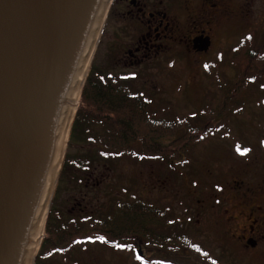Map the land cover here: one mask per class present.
Returning <instances> with one entry per match:
<instances>
[{"label": "flooded vegetation", "instance_id": "af4514ba", "mask_svg": "<svg viewBox=\"0 0 264 264\" xmlns=\"http://www.w3.org/2000/svg\"><path fill=\"white\" fill-rule=\"evenodd\" d=\"M252 5L253 0H112L105 20L106 24L111 15L104 58L117 69L138 68L149 59H241L242 46L255 53L264 49V7L256 20ZM197 41L207 43V49L198 51ZM250 59H263V63L252 62L243 80L256 85L250 90L264 93V58ZM232 68V83H237ZM245 86L219 88L215 106L224 108L228 98V107L234 108V101L243 102ZM260 102L264 109V97ZM254 129L257 139L251 148L241 144L233 148L235 153L237 147L247 150L245 155H235L236 173L229 174L225 183L207 184L193 201L184 225L178 222L176 230L165 233L107 232L106 238L133 241L110 247L100 238L91 239L89 243L101 251L89 255L90 264H264V116L255 120ZM158 211L167 213L165 224L175 225L170 210L158 207ZM70 234L75 237L62 233ZM79 239L65 247L66 241H52L57 247L50 250L49 264L53 255L62 264H79L80 254L71 246L80 244Z\"/></svg>", "mask_w": 264, "mask_h": 264}, {"label": "water", "instance_id": "95a60500", "mask_svg": "<svg viewBox=\"0 0 264 264\" xmlns=\"http://www.w3.org/2000/svg\"><path fill=\"white\" fill-rule=\"evenodd\" d=\"M111 3L0 0V264H34Z\"/></svg>", "mask_w": 264, "mask_h": 264}, {"label": "rangeland", "instance_id": "374dc122", "mask_svg": "<svg viewBox=\"0 0 264 264\" xmlns=\"http://www.w3.org/2000/svg\"><path fill=\"white\" fill-rule=\"evenodd\" d=\"M263 3V0H253L252 19L261 17ZM111 19L110 15L91 64L97 74L136 75L132 86L149 99L150 109L154 112L151 116L155 119L185 116L195 128H214L222 123L225 126L218 132L215 129L207 130L204 139L197 142L186 157L174 160L171 165L173 172L165 171L162 162L143 159L140 151V160L121 158L115 160L112 166L94 164L89 171L78 174L80 179L75 182L71 181V176L63 177L61 181L58 178L50 208L60 209L62 213L79 212L80 209H88L93 213L94 210H110L117 202L140 201L143 204L150 203L157 209L170 210L173 218L169 219H173L175 225L165 224L166 217H160L155 230L159 233L171 232L176 230L177 224L184 225L186 217H191L190 207H194L193 201L202 195L201 190L207 184L225 183L229 174L236 173L232 169L238 164L235 156L237 152L233 148L239 144L247 149L254 145L257 139L254 122L264 116L260 102L264 93L250 90L256 85L244 78L248 90L241 95L243 107L240 113L231 115L226 119L227 122L222 121V116L214 119L211 114L206 115L205 110L208 105L215 106L220 98L221 92L217 85H229L232 82L234 71L230 59H149L138 68H114L109 59L104 58ZM212 131L213 135H208ZM87 147L80 143L69 145L68 138L65 155L79 156ZM117 199L120 200L115 201ZM46 224L41 244L46 241L47 244L34 264L50 263L49 254L54 245L46 232ZM73 238L70 234L63 247ZM73 248L80 254V260L77 257L79 264H90L89 255L98 252L100 246L88 241ZM82 249L86 250V254L82 253ZM53 256L51 263L60 264L59 258Z\"/></svg>", "mask_w": 264, "mask_h": 264}, {"label": "trees", "instance_id": "16d2710c", "mask_svg": "<svg viewBox=\"0 0 264 264\" xmlns=\"http://www.w3.org/2000/svg\"><path fill=\"white\" fill-rule=\"evenodd\" d=\"M254 55L264 58V50L255 53L248 45L242 46L241 59H230L238 82L222 83L217 88H243L246 85L243 76L250 71L252 62L263 63V59H250ZM94 69L92 66L85 80L69 135V145L80 143L88 147L79 156L65 155L59 181L71 176V181L75 182L80 179L78 174L89 171L94 164L112 166L115 160L121 158L140 160V151L143 159L162 162L165 171L173 172L171 165L174 160L186 157L193 146L204 139L207 130L217 131L225 126L222 123L214 128H195L185 116L155 119L151 116L154 112L150 109L149 99L132 86L136 75L97 74ZM227 102L228 98L224 108L208 105L205 114H211L214 119L222 116V121L227 122L226 119L238 115L243 107L241 99L234 101V108L231 109ZM211 133L213 131L208 135ZM149 204L123 201L115 203L110 210H94L93 213L88 209L62 213L60 209L51 207L46 232L54 243L68 240V236L62 233H72L74 238H80L79 243L100 238L105 245L117 247L122 241L132 242L133 239L106 238L105 233L153 232L158 218L167 214ZM73 239L71 242L75 241ZM46 244L47 241L41 244L38 256ZM53 245L51 248L57 247Z\"/></svg>", "mask_w": 264, "mask_h": 264}, {"label": "bare ground", "instance_id": "6f19581e", "mask_svg": "<svg viewBox=\"0 0 264 264\" xmlns=\"http://www.w3.org/2000/svg\"><path fill=\"white\" fill-rule=\"evenodd\" d=\"M110 6H111V5H110ZM109 9H110V8H109ZM88 64H89V63H88ZM87 70H88V66L86 67V70H85V72H84V74H83V76H82V80H81V85H80V89H79V94H78V98H77L76 107H77V105H78V103H79L80 92H81V88H82V86H83V82H84V80H85V76H86ZM76 107H75V109H76ZM74 113H75V112H74ZM68 136H69V131L65 134L64 143H63V149H64V150H65V147H66V143H67V140H68ZM63 149H62V150H63ZM45 219H46V214H45L44 218L42 219V223H43V234H44V229H45V224H46V220H45ZM42 238H43V237L38 238V239H35V243H34V247H33L32 255H31V258H30L31 262H32V260H33V257H34V255H35L37 249L40 248V245H41V239H42Z\"/></svg>", "mask_w": 264, "mask_h": 264}, {"label": "snow or ice", "instance_id": "6c2138e0", "mask_svg": "<svg viewBox=\"0 0 264 264\" xmlns=\"http://www.w3.org/2000/svg\"><path fill=\"white\" fill-rule=\"evenodd\" d=\"M237 152H238V154H240V155H245L246 154V152H247V150H241L239 147H237Z\"/></svg>", "mask_w": 264, "mask_h": 264}]
</instances>
